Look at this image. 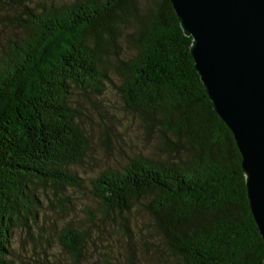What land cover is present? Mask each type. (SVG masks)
Here are the masks:
<instances>
[{
	"label": "trees",
	"instance_id": "16d2710c",
	"mask_svg": "<svg viewBox=\"0 0 264 264\" xmlns=\"http://www.w3.org/2000/svg\"><path fill=\"white\" fill-rule=\"evenodd\" d=\"M22 6L21 36L0 53V264H19L10 257L9 238L13 227L35 220L36 185L59 197L81 186L70 167L82 162L89 144L70 95L100 91L101 57L115 52L120 36L127 51L112 65L117 89L174 154L98 172L88 190L99 214L87 220H125L139 204L155 236L183 264H264L239 153L211 109L188 52L191 39L169 0ZM56 240L67 264H80L88 231L65 225Z\"/></svg>",
	"mask_w": 264,
	"mask_h": 264
},
{
	"label": "rangeland",
	"instance_id": "374dc122",
	"mask_svg": "<svg viewBox=\"0 0 264 264\" xmlns=\"http://www.w3.org/2000/svg\"><path fill=\"white\" fill-rule=\"evenodd\" d=\"M70 1L0 0V53L21 36L18 18H23L22 5L39 9ZM143 10L142 5L139 12ZM122 38H117L114 53L108 50L101 57L104 58L101 70L105 77L100 91L82 94L72 90L70 95V104L78 113L89 144L82 162L70 167L79 177L81 186L69 187L63 192L65 196L59 197L51 193L49 187L36 185L35 220L27 221V228L13 227L9 238L10 257L14 263L67 264V255L58 245L56 236L63 226L71 225L89 233L80 264H102L103 258L108 264H183L155 236L150 217L139 204L124 215L125 220L116 216L102 221L97 219L94 223L87 220L90 214L94 217L99 214L97 203L88 190L90 179L98 172L103 169L121 171L130 160L138 157L165 161L172 160L174 154L173 149H165L164 138L155 125L146 128L117 89L119 80L112 65L127 51Z\"/></svg>",
	"mask_w": 264,
	"mask_h": 264
},
{
	"label": "water",
	"instance_id": "95a60500",
	"mask_svg": "<svg viewBox=\"0 0 264 264\" xmlns=\"http://www.w3.org/2000/svg\"><path fill=\"white\" fill-rule=\"evenodd\" d=\"M193 69L240 156L245 198L264 245V0H169Z\"/></svg>",
	"mask_w": 264,
	"mask_h": 264
}]
</instances>
